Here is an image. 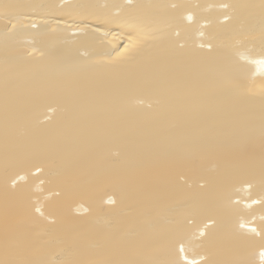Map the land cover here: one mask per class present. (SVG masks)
<instances>
[{
  "label": "bare ground",
  "instance_id": "6f19581e",
  "mask_svg": "<svg viewBox=\"0 0 264 264\" xmlns=\"http://www.w3.org/2000/svg\"><path fill=\"white\" fill-rule=\"evenodd\" d=\"M0 264H264V0H0Z\"/></svg>",
  "mask_w": 264,
  "mask_h": 264
}]
</instances>
